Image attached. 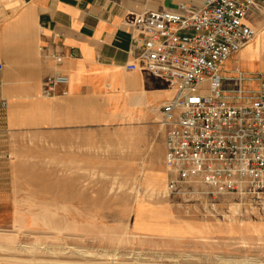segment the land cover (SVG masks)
<instances>
[{
  "label": "crops",
  "instance_id": "0c3cea01",
  "mask_svg": "<svg viewBox=\"0 0 264 264\" xmlns=\"http://www.w3.org/2000/svg\"><path fill=\"white\" fill-rule=\"evenodd\" d=\"M203 5L204 0H0V100L8 102L0 113V167L24 158L44 159L48 166H100V135L120 123L137 125L126 131L141 136L132 142L141 145L143 156H149L152 139L159 140L165 167L161 110L175 92L151 72L127 70L139 55L132 23L148 11L190 15ZM245 24L254 36L223 64L222 76L256 89L255 77L264 75V0H256ZM50 54L63 56L62 63ZM55 73L66 75L68 83L44 97V83Z\"/></svg>",
  "mask_w": 264,
  "mask_h": 264
},
{
  "label": "rangeland",
  "instance_id": "374dc122",
  "mask_svg": "<svg viewBox=\"0 0 264 264\" xmlns=\"http://www.w3.org/2000/svg\"><path fill=\"white\" fill-rule=\"evenodd\" d=\"M136 127L100 135V166L0 167V264H264V203L224 196L209 212L208 197H174L160 141L143 156Z\"/></svg>",
  "mask_w": 264,
  "mask_h": 264
},
{
  "label": "built area",
  "instance_id": "2783aa9c",
  "mask_svg": "<svg viewBox=\"0 0 264 264\" xmlns=\"http://www.w3.org/2000/svg\"><path fill=\"white\" fill-rule=\"evenodd\" d=\"M255 2L204 0L190 15L148 11L132 23L139 55L127 70L151 72L175 92L161 110L168 191L176 198L208 197L203 206L209 212L219 210L224 196L264 203V75L255 77L259 84L249 98L240 78L222 76L223 64L254 36L245 17ZM48 57L57 64L64 58ZM67 83L55 73L42 95L53 97ZM7 107L0 100V113Z\"/></svg>",
  "mask_w": 264,
  "mask_h": 264
}]
</instances>
